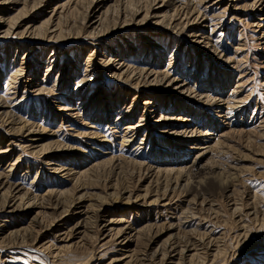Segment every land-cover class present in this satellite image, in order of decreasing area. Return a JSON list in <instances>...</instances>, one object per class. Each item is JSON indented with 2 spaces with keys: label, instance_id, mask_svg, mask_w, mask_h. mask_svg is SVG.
Segmentation results:
<instances>
[{
  "label": "rangeland",
  "instance_id": "rangeland-1",
  "mask_svg": "<svg viewBox=\"0 0 264 264\" xmlns=\"http://www.w3.org/2000/svg\"><path fill=\"white\" fill-rule=\"evenodd\" d=\"M144 1L142 3L134 2L135 5L133 7H137L138 4H140L139 7L143 6ZM171 1L177 7L185 8L188 6L189 8L191 7L190 10H195V15L192 17L193 19L197 17V20L195 23H192L193 25L190 28L195 29L198 26H207L205 30L203 27L200 28L206 36V41L209 42L207 48L203 49L205 44L194 46L195 44L191 42L194 38L197 39V42H202L201 38H199L202 36V32L199 29L195 31L197 35L199 34V37L187 38V35L191 33L187 32V34L179 36L178 41L174 38L168 41L167 37L169 33L161 29L169 28V19L164 21L165 26L161 29L159 25L157 27H141V25L136 23L143 17L144 14H142L134 24L133 21L127 24L133 25L123 28L124 23L122 22L121 24L119 20V23L114 27V23L111 21L114 19L112 13H114L116 7L117 11L121 9V4H119L118 0H106L101 3L100 0H75V4L78 2L75 5L77 11L75 10L74 12L76 13L73 12L72 15L70 13L69 16L68 12L65 11L63 14L65 22L62 29L64 33L61 35L63 40L59 45L55 46L56 51L50 53L47 51L44 56H42V52L32 51L28 47V45L34 43V39L37 38L35 37L36 35L26 34V36L9 39L5 41L6 43L2 37L0 38V51L2 52L9 50V47L16 44H20L21 46L26 45L23 46L25 48L23 51H21V48L19 49V53H16L14 49L6 53L7 67L4 70L3 77L4 79L6 78V81L0 82V85L6 82L8 85L0 86V93L5 96L8 94L6 98L11 97L10 93L14 91H10L12 86L8 82V78H11L10 76L20 70L22 62H26L29 68L24 75H22L23 71L19 73L21 77L19 76L16 79V84L21 88L22 101L28 103L20 105L22 101L20 103L13 102L10 106H13L12 108L15 109L18 115L23 117V119L25 118L29 124L42 126L41 129L45 128L49 133L53 131L56 133V136L53 135V139H49L46 136L44 141L36 143L31 142L30 137L24 134L15 135L12 131H8L7 127L0 125V147L6 149L10 146L7 154L0 158V182L7 185V187L13 186L19 188L22 196L26 194V197L27 195L29 197L24 199L25 205L23 209H27V211L25 212L26 218L21 223H17V219H13V222L8 225L12 221L10 217L15 216L18 218L20 217L19 215L25 214L22 211L18 212L14 210L18 200L13 199V196H9L7 200L9 205L7 204L5 208L0 209V264H112L114 260L113 264H136L138 261V264H154L147 261L149 260L148 255L150 256L158 251L167 242L172 245L175 242L179 243V245L180 243L181 245L189 243L190 247L192 246L191 248H199L200 253H202L208 242L212 243L210 246L216 245V241H220V239L222 241L221 244L225 241L224 245L228 255L230 254L229 256L231 257L227 264H264V221L263 223H255V220H253L256 213L260 214L259 220L264 219L262 217L264 215V41L259 40L261 32H264V11H262L264 3L262 1L261 8H258L259 5H255L258 0H220L221 3L216 5L215 2L217 0ZM66 2L68 0H50L49 7H46L45 1L42 6L34 11V15L26 17L19 30H24L28 24H34L31 22L35 18L34 22L38 21L37 23L48 19L50 15L53 16V10L61 13V6ZM102 4H106L105 9L102 11L106 9L111 10L109 18L110 26L107 25V22L100 30V33L108 32L110 29L113 36H109L105 40L107 42L100 40V44L98 45V41L94 42L87 39L91 29L87 28L89 31H86L85 27L93 25L92 23L95 21L94 15ZM160 5H162L161 2ZM160 5L154 6V9ZM161 10L163 11L162 13H166V10ZM168 13L171 14L172 11H168ZM84 15L90 16L88 21L84 22ZM57 16L56 18H58ZM67 17L70 18L72 26L75 28H71ZM256 17L259 19H254ZM150 20L153 23L156 22L152 18ZM159 21L163 22V19ZM114 29L117 31L114 32ZM157 37L160 38L157 39ZM149 42L151 44L155 42L154 46L149 45ZM111 43L112 45L109 46ZM53 45L46 44L44 46L50 50ZM180 45L181 47L178 48ZM156 46H159L157 47L159 48L158 50L161 47H167L164 51L160 50L161 53L164 52L165 60L162 63L159 58L155 57L156 52L154 49ZM214 46L218 47V52L222 51V58L218 57L217 53L214 54L212 52ZM103 49L114 54L121 52L120 55L125 56L122 59L123 64L125 66L131 65L130 67H134V69L151 67L150 69L153 70L155 68V71L167 70L172 60L178 63L170 71L174 77H181L183 73H186L189 80H191L195 76L194 72L203 68V71H200V74L197 76H201L199 80H203L204 84L211 76L226 75L228 71L231 72L229 77L234 81V85H236V80L241 79L242 88L237 90L242 91L239 92L238 98L242 103L231 112L230 116L232 119L240 122L244 120V123H242L245 125L243 129H245L246 133L235 134L227 138L222 133L221 128L220 130H216L217 128L214 127L207 128L212 125L210 123L204 126L203 122L205 120L208 121L210 119L215 121L213 118L214 113L209 108V110L206 108L208 112L206 110V112H203V108L200 110L202 122H199L200 117L194 118L198 124L200 123V127L207 128H205L204 134L208 133V136L204 135L206 138L202 140L203 142L207 141L205 145L215 146L213 148L214 151H211L206 161L212 160L218 166L217 169L219 171L230 173L229 175L236 181L230 191H222V193L215 191L207 192L206 194L196 192L194 194V191L191 193L185 188L183 189L185 183L181 181L175 193L171 191L175 185H171V190H168L166 197H161L158 204L154 205V201L157 200L156 195L160 194L162 196L163 186H165L163 185L164 181L161 179V183L158 184L154 179L155 176L151 177V174H144L140 178L136 173L134 163L142 164L143 166L150 164L152 166L150 162L154 160L153 154H155L156 148L161 147L166 152L169 151V146L166 144L168 139L166 136L165 138L160 136L163 135L162 133L153 132V135L156 136L155 144L158 143L160 138L162 141L159 145L150 149L152 138L149 135L150 131H148L146 133H138L136 141L130 143L129 140L132 134H126L125 130L129 127L130 120L131 122H138L142 117L140 114L132 116L133 112L127 115V112L130 108L135 110L132 106L133 95L135 96V94L138 96L135 108L140 109L141 106L138 103L143 102L141 101L143 100L141 94L145 93V91L143 88L137 90L139 91L138 93L124 86L127 85L126 83L123 85L121 81H113L112 78L114 76L111 75L110 68L103 64L105 61H101L104 59L102 54L109 60V55H106L102 51ZM139 50L140 53H137ZM72 51H74V58L82 63V71L86 67H89L93 71L96 70L95 75L102 74L104 76L102 80L104 81L94 84L97 86L85 87V84L82 83L74 87V84L77 83H73V80H76V77H74L76 71L73 69L75 62L70 55ZM32 52H35V54L27 57ZM53 53L57 54V56L50 63L51 67L46 79L44 75L46 74V65L42 66L36 73L34 72L36 63L34 61L31 62V60L33 58L43 59L41 64H47L46 60ZM197 56L201 60H194ZM111 58L121 59L120 57ZM226 58L234 59L233 63L230 64L228 62L226 65ZM190 60L192 61L189 64ZM145 65L148 66L146 67ZM228 65L230 66L228 67ZM22 66L26 65L23 64ZM212 66L217 69H212ZM226 66L228 67V71L226 70ZM12 67H14L13 70L15 71L10 70ZM179 68L182 69L179 71ZM203 72L208 73L207 77H203L205 76ZM31 76L38 78V81L34 82V84L40 86L43 82L46 85L47 91L38 93L35 90L27 89L26 84H28ZM69 79H71V83L69 85L64 84ZM227 80H229L228 77ZM60 81L61 83H59ZM53 85L58 86L53 87ZM8 87L9 89H7ZM99 89H102L103 92ZM120 89L125 92L124 100L122 101L123 106L125 105L130 108L125 109L124 107L123 111L122 108L121 110L118 108L117 111L113 109V111L107 114V106L104 105L103 107L105 108L99 111V103L102 105L106 99L103 98L102 100L105 101L101 102L98 100V97L104 91L109 94L107 95L109 97L118 96ZM232 89L231 87L226 89V98L233 94ZM72 90L77 91V97H75L76 93ZM49 91L52 92L50 93ZM67 91H70V94H66ZM128 92L129 94H126ZM62 100L66 101V105L75 101L74 106H77L70 108L77 109L78 107V113L68 114L66 118L62 117L59 114V108H56ZM176 102L175 97L173 101L169 103L165 102L162 104L163 110L167 108L171 110V104H173L174 110L178 106ZM157 106L160 108L159 104H156ZM158 108L150 109L152 118L158 117L157 113L159 114V112L155 111ZM238 108L239 110H237ZM52 109L55 111L52 117L45 119L44 116L51 115ZM201 112L204 114L201 115ZM118 116L119 118H116ZM144 134H147V136L144 137ZM53 141H57L67 148H73V150L69 149L66 152H61L60 155L50 156L52 160L50 163L47 162L50 165L46 163L44 154L39 155L35 154L36 151L31 152L33 150V148H30L31 145H46ZM216 143L218 146H216ZM80 150L82 152L85 151L84 154ZM172 150H175V148H172ZM190 152L191 154L185 159L187 160L186 162H189L194 156L191 150ZM86 153H93L95 156L90 158L92 161L89 159V161H86V163L90 162V165L85 163V166H82L81 164L85 161ZM168 158H171V156L169 155ZM180 158L182 157H177L176 154L172 158L173 162L166 161L164 163L171 166L167 168L176 171L182 167L179 163ZM18 159L19 161H16ZM55 159L60 161V163ZM99 163H102L101 168L91 177L86 178L84 181L86 186L84 188H78L79 184L76 183L74 176H69V178L60 176L58 178L54 170V168L64 167L67 169L71 168L76 172H84L88 167H95ZM57 165H60V167ZM116 165L117 168L115 167ZM118 165L123 167L124 170L118 167ZM5 189L2 190L0 187V200L1 195L5 194ZM147 190H149V194L145 198ZM115 191L119 192V198H116V201L114 197H110ZM62 192H68L70 195L59 198L65 203L64 206L67 207L65 209H58L61 206H55V204L58 201V194ZM81 196L84 199L78 200ZM31 197L36 201H33V203L29 202L28 200ZM104 198L109 200L105 201ZM48 199L52 203H47ZM205 200L208 202L207 206L204 205ZM40 204L45 205L44 209H42ZM55 209H57L56 215L58 217L55 220L52 218L44 220L41 224V219L44 216L42 214L43 210L51 214V216H55L53 212ZM127 211L128 213H126ZM193 213L196 215L193 216ZM37 223H39V226H37ZM60 225L63 227H59ZM177 225H181V228L178 227L174 231L173 236H171V231L166 230L171 227L176 228ZM250 226L252 227L250 228ZM32 227H36L37 229L33 230L31 229ZM25 228L33 230V239L39 238L42 235L40 238L42 245H34L32 237L28 236H25V239L9 238L11 233H24L20 230ZM244 229H247V234H245ZM140 233L142 236H140ZM239 234L242 236L241 238ZM246 236H248V242L244 243ZM20 237L23 236L20 235ZM14 240L18 241L14 243ZM23 240L27 241V243L21 244ZM237 247L236 251H231ZM246 248L247 250H245ZM41 250H44L45 253H41ZM239 250H242V252L238 253ZM167 256L173 258L172 256L174 255L172 253ZM237 256L239 259L235 261ZM156 257L158 258L157 261L162 258L160 255ZM198 261L196 264H202L201 259H198ZM220 261V258L211 259L212 264H219ZM169 262L170 260H168L167 264H172V262Z\"/></svg>",
  "mask_w": 264,
  "mask_h": 264
},
{
  "label": "bare ground",
  "instance_id": "bare-ground-1",
  "mask_svg": "<svg viewBox=\"0 0 264 264\" xmlns=\"http://www.w3.org/2000/svg\"><path fill=\"white\" fill-rule=\"evenodd\" d=\"M45 1H46V3H45L46 7H49L50 0H0V9H2V11H0V38L2 37V39L5 42V41H8L9 39H15L16 37L26 36V34H31V35L33 34V35H36L35 37H37V38L34 39V43L30 44L33 46L28 45V47L31 48L30 50L38 52V53L42 52V56H44L45 53H47V51H49V53L56 51L55 46L59 45V43H61V41L63 40L62 36H61L64 33V32H62L63 31L62 29H63L64 24H65L63 14L65 11H67L69 16H70V13L72 15V13L77 8L75 5L78 2L75 4V0H68V2L64 3L61 6V8H62L61 13H57L55 10H53L52 14L54 17L52 15H50L48 19H45L42 22L40 21L39 23H37L38 21L34 22L36 20V18H35V20L31 22L34 24H28L24 28V30H19L22 27L21 24H22V22H24L26 17H28L29 15H32V14L34 15V11L37 10L38 7L42 6V4ZM104 1H106V0H100V3L104 2ZM143 1L144 0H118L119 4H121V9H120V11H117V7H116V10L114 9L115 11H114V13H112V15H114V19L111 21H112V23H114V27H116V24L119 23V20L121 21L120 22L121 24H122V22L124 23L123 28H126V26L133 25L137 20H139V18L142 14H144L143 17H141L140 21L138 23H136L138 25H141V27H147V26H156L157 27V25H159V28L161 29V28H163V26H165L164 21L166 19H169L170 20V23L168 24L169 30L164 29V28L161 29V30L169 33V36L167 37L168 41L171 40L172 38H174L176 41H178L179 36H183V35L187 34V32H191V33H189V35H187V38L199 37V34L197 35V32H195V31L197 29H199V31H201L200 28H202V27L204 30L207 28L206 25H204L202 27L198 26V28H195V29H191L192 27L190 28V26L193 25L192 23H195L197 20V17L194 19L192 17L195 15V10H190L191 7L190 8L188 6H186L185 8L177 7L175 5V3L171 0H169L168 2H167V0H161V1L160 0H145L143 3V6L141 5L139 7L140 4H138L137 7H133V5H135L134 2H138V3L141 2L142 3ZM262 1L264 3V0H258V2L255 5H257V6L259 5L258 8H261L260 5H261ZM160 2L162 5H160ZM218 3H221V1L217 0L215 2V5ZM156 5H160V6H158V8L154 9V6H156ZM20 6H21V8H19ZM78 7H79V5H78ZM100 7H99V10L94 15L95 21L93 23L91 22L93 25L89 26V27H87V26L85 27L86 31H89L87 28L91 29L89 31V35L87 36V39L93 40L94 42L98 41V43H97L98 45L100 44V40L105 41L106 39H108L109 36L110 37H111V35L113 36V33L111 32L110 29L108 32L100 33V30L102 29V27H104V25H106L107 22H108L107 25L110 26L109 18H110V11H111V10L109 11L108 9H106L105 11H102L105 9L106 4H102V6H100ZM253 7H255V6H253ZM161 9L166 10V13H162L163 11ZM96 10H97V8H96ZM168 11L169 12L172 11V13L170 14V13H168ZM262 11H264V8L262 9ZM262 11H260V13H262ZM74 13H76V12H74ZM56 16L58 18H56ZM84 16H85V18L83 19L84 22L88 21L90 16H88V15L87 16L84 15ZM150 18H152L153 20H156V22L153 23L150 20ZM122 19H123V21H122ZM160 19H163V22H160L159 21ZM254 19H259V18L256 17ZM67 21L69 24H71V28H73L74 26H72V22H71L69 17H67ZM115 21H117V22H115ZM132 21H133V24L127 25ZM254 26H256V25H254ZM25 29H27V30H25ZM189 29H191V30H189ZM78 30H80V29L78 28ZM114 30H115L114 32L117 31L116 29H114ZM159 38L160 37H157V39H159ZM199 38H201L202 42H197V39H195V38L191 42L193 44H195L194 46H199V45L201 46L202 44H205L203 49L207 48L209 46V42L206 41V36L203 34V32H202V36H200ZM149 40H151V39H149ZM154 40H156V39L154 38ZM259 40L262 42L264 41V32L263 31L261 32V37ZM105 42H107V41H105ZM154 43L155 42H153L151 44V42H149V45L154 46ZM46 44L47 45L54 44L53 45L54 47L52 46L49 50V48H46L44 46ZM102 45H104V44L102 43ZM111 45H112V43L109 46H111ZM23 46H26V45H23ZM23 46H21L20 44H16L15 46L9 47V50H5V52L0 51V82H3L6 79V78L5 79L3 78L4 77V70L7 67V64H6L7 54L6 53L7 52L9 53L11 51V49H14V51H16V53H19L20 48L22 49L21 51H23L25 49ZM157 47H159V46H156V48ZM180 47H181V45L178 46V48H180ZM156 48L154 49L156 52L155 57L159 58L161 63H162L165 60L164 54H163L164 52L161 53L160 50L164 51L165 48H167V47H165V46L161 47L160 50H158L159 48H157V49ZM213 49L214 50L211 49L212 52L214 54L217 53V56L222 58V51L218 52L217 46H214ZM102 51H104L106 55L107 54L109 55V60H108V58L105 57L104 54H102L104 59H102L101 61L102 62L105 61L103 64L110 68L111 75H113L115 77V78L114 77L112 78L113 81H115V82L121 81L123 83V85H124V83H126L127 85H124V86L128 87L129 89L135 90L138 93H139V91H137V90H141L144 88L145 93L141 94V96L143 97L142 98L143 100H141V101H143V102L138 103L141 106L140 109L135 108V106H137L136 104L138 102V96H136V94H135V96L133 95L134 98L132 100V106L135 109V110H133L130 107H126L125 105L123 106L122 101L124 100L125 92H123L122 89H120L118 96H115V97L114 96L113 97L107 96L109 94L104 91V93H102V95L100 97H98V100H100L101 102L105 101V100H102L103 98L106 99V101L102 105H101V103H99L100 104L99 105V107H100L99 111L102 108H105L103 106L106 105L107 106V108H106L107 114L110 111H113V109H115L117 111L118 108H120L119 110H121V108H122V111H123L124 107H125V109L130 108L128 110V112L126 111L127 115L131 112H133L132 116H135V114H140V116L142 117L141 120H139L138 122H131V120H130V125L125 130L126 134H130V133L132 134V135L130 134L131 135V139L129 140L130 143L133 141H136V138H137L136 135L138 133H142V132L146 133L148 131H150L149 135L152 138L151 145L149 147L150 149H151V147L153 148L154 146L159 145L162 141V139L160 138L158 143L155 144L156 136L153 135V132L158 133V134L162 133L163 135H160V136H163L164 138L166 136V138L168 139L166 144H168V146H169L168 150L171 152H169V151L166 152L165 149H163L161 147L156 148L155 149L156 152H155V154H153L154 160H152L150 162L152 166H150V164L143 166L142 164L134 163L135 170L137 171L136 173L138 174V176L140 178L144 174H147V175L151 174V177L155 176L154 179L157 181L158 184L161 183V179H163V181H164V184H163V185H165V186H163L164 189L161 186V188L163 189V192L161 193L162 196L160 194L156 195L157 200L154 201V205L158 204L161 197L162 198L166 197L168 190H171V188H170L171 185H173V186L175 185V187L171 190V191H173V193H175V191L177 190V187L179 186V184H181V181H183V183H185L183 186V189L185 188L187 191H190L191 193H193L192 191H194V194H196V192H200V194H204V193L206 194L207 192L219 191L222 193V191L223 192L230 191L232 189V186L235 185L234 182H236V181H234L232 176L229 175L230 173H225V172L219 171L217 169L218 166H216V164L214 162H212V160L206 161V159H207L208 155L211 153V151L212 152L214 151L213 148L215 146L213 147L212 145H209V146L205 145L207 143V141L203 142L202 140L206 138L205 136H208L207 135L208 133L204 134L206 127H204V128L200 127V125H199L200 123L198 124V122L195 121L196 119H194V118L200 117L199 122H202V119H201L202 117L200 116V110H202V108H203V112H206L207 111L206 108L207 109L209 108L212 111V113H214V117L213 116L212 117L215 119V121L210 120V119L208 121L205 120V122H203L204 126L207 125L208 123H210L212 125L208 126L207 128L214 127V128H217L216 130H220V128H221L222 133H224V136L227 138H229V136L231 137L232 135H235V134L246 133L244 131L245 129H243L245 127V125H243L244 120H242V122H243L242 123L240 121L232 119V117L230 116L232 114L231 112L234 111V109L239 104L242 103L240 101V99H238L239 98V92H242V91L237 90V89L242 88V85H241L242 81H241V79H238V81L236 80V85H234V81L231 80L229 77L231 72L228 71V67L230 65H228V67L226 66L227 67L226 70L228 71V72H226V75L222 74V76L218 75L217 77L211 76L208 81H205V84H204L203 80H199V78L201 76L200 75L197 76L198 74H200L199 73L200 71H203V68H201L200 70H197V72L195 71L194 72L195 73L194 78L189 80L186 73H183V75L181 77H174V75L173 76L171 75L170 71L172 70L173 66L178 64V63L173 62L172 60H171V63L169 64L167 70L164 69L162 71H159V70L155 71V68L153 70H151L150 69L151 67L142 68V69H136V68L134 69V67L133 68L130 67L131 65L125 66V64H123L122 59H124L125 56L120 55L121 52L118 54H114V53H112L106 49H103ZM35 52L28 54L27 57L33 56V54H35ZM137 53H140V50ZM188 54H189V52H188ZM70 55H71V58L75 62L73 65L74 66L73 69H74V71H76L74 73V77H76V80H73V83H77V84H74V87L76 85H81L82 83H84L85 87H87V86H92L94 84H97L100 81H104V80H102V78L104 77V76H102V74L95 75L96 70L93 71L92 69L90 70L89 67H86V69L82 71L81 70L82 63L79 62L78 59L74 58V51H72V54H70ZM56 56H57V54H54V53L51 54L49 59L46 60L47 64H45V63L41 64L43 59L39 60V59H35L32 57L33 59L31 60V62L34 61V63H36V66H35L36 69H34V72L37 73L38 70L42 68V66L46 65V69H45L46 74H44V75L47 79V73L49 72L50 67H51L50 63H51L52 59L53 60L56 59ZM111 57H120L121 59L117 60V58L113 59ZM194 60H201V59L197 56ZM191 61L192 60L189 61V64L191 63ZM233 61H234V59L232 60L231 58H228V59L226 58L225 64L227 65L228 62L231 64V63H233ZM52 63H54V62H52ZM141 63H139V64L142 65ZM161 63H160V65H161ZM200 63H202V62H200ZM23 64H25L26 66H22ZM150 64L152 66L151 61H150ZM22 65H21L20 70L16 71L12 76H10L11 78H8L9 79L8 82L11 83L10 85L12 86V87L10 86L11 87L10 91L11 90L14 91V92L10 93L11 97L6 98V96L8 94H6V96H5V95L0 93V125L7 127L8 131L9 130H10V132L12 131L15 135H23L24 134L25 136L30 137L31 142L38 143L40 141H44V139H46V136L49 139H53L52 138L53 135L56 136V133L54 131L50 132L51 133L50 134L49 131H47L45 128L41 129L42 126H38V125L36 126V125L29 124L25 120V118L23 119V117L18 115V113L15 111V109L12 108L13 106H10L13 102L20 103L23 100V98L21 97V93H20L21 88L18 84H16V79H18L19 76L21 77V75L19 73H21L22 71H23L22 75H24L26 73V71L29 68L28 67L29 65L26 64V62H22ZM233 65H231V67H233ZM9 66H10V64H9ZM87 66H89V65H87ZM145 66L147 67L148 65H145ZM139 67H141V66H139ZM153 67H155V66H153ZM215 68H213V66H212V69L215 70ZM13 69H14V67H12L10 70L15 71ZM181 69L182 68H179V71ZM219 70H218V72H219ZM79 71H80V73H79ZM211 71H213V70H211ZM203 73H205V72H203ZM207 74L205 73L204 74L205 76H203V77H207L206 76ZM227 77L229 80H227ZM121 78H123L125 80H123ZM29 79L30 80H29L28 84H26L27 89L35 90V92H38V93H44L45 91H47L46 85H44L43 82L40 84V86L37 84H34V82L38 81V78H35V76L34 77L31 76ZM41 81H43V80H41ZM70 81H71V79H69L67 81V83H64V84L69 85L71 83ZM12 82H14L15 85ZM18 82H20V81L18 80ZM59 83H61V81ZM6 84H7V82L4 84L2 83V85H0V86H5ZM55 86H58V85H53V87H55ZM94 86H97V85H94ZM229 87L233 88L231 90V91H233V94L231 96L228 95L229 97L226 98L225 97V91ZM7 89H9V87ZM102 89H99V90L102 91ZM70 91H67L66 94L69 93ZM72 91H74L76 93L75 97H77L78 96L77 91L76 90H72ZM49 92L51 93L52 91H49ZM154 92H155V94H154ZM126 94H129V92ZM220 94H222V95H220ZM20 97H21V99H20ZM174 97H175V100H177L176 103L178 104V106L176 108H174V110H173V106H172L173 104H171V110H168V108L166 109L168 111L163 110L162 104H164L165 102L169 103V102L173 101ZM93 98H95V97H93ZM24 103H28V102L22 101V103H20V105H22ZM75 103L76 102L74 101V102H71V103L66 105V101L62 100L58 103V106L56 108H59L58 109V110H60L59 114L62 117L66 118V116L68 114H72V113L75 114L76 112L78 113V111H79L78 107H77V109L70 108V107L77 106V105L74 106ZM156 104H159L160 108H158V106L156 107ZM86 108H87V106H86ZM153 108H158V110L157 109L155 110L156 112L157 111L159 112V114L157 113L158 117H154V118L151 117L152 114L150 112V109L152 110ZM90 109H91V107H90ZM237 110H239V108ZM38 111H39V109H38ZM54 112L55 111H53V109H52V112H50L51 115L48 114V115L44 116V118L47 119L49 117H52V114ZM153 113H154V111H153ZM203 114L204 113L201 112V115H203ZM116 118H119V116ZM144 126H146V127H145V130L143 131ZM247 127H250V126H247ZM123 131H124V129H123ZM85 133H83L84 136H86ZM83 134H80V135H83ZM88 135H90V134H88ZM145 136H147V134H144V137ZM157 136H159V135H157ZM217 143H216V146H218ZM0 145H1V143H0ZM37 145L38 144H33L30 146V148H33V150L31 152L36 151L35 154H39V155L44 154V158H45L46 163L51 162L52 159L50 158V156L54 157V155L55 156L60 155L61 152H66L69 149L73 150V148H70V147L67 148V147H65V145L62 146V144H60L57 141H53V142L48 143L46 145H38V146ZM8 148H10V146H8ZM8 148L5 149V148L0 147V158H2L5 154H7ZM172 148L173 149L175 148V150H172ZM190 150L192 151L194 156L189 162H186L187 161V160H185L186 157L191 154ZM84 152L81 151V153H83V154H84ZM93 153H91V154L86 153V156L84 158L85 161L81 164L82 166L86 163V161L91 160L90 158L95 156V154L93 155ZM149 153L151 154L150 150H149ZM176 154H177V157L178 156L182 157L179 159V163L182 167L175 171L174 169L167 168V167H171V166L165 165L164 162H166V161L171 162L173 160L172 159L173 156H175ZM169 155L171 156V158H168ZM16 161H19V159ZM114 161H112V162L114 163ZM57 162L60 163V161H57ZM184 162H186V164H184ZM89 163L90 162H88L86 164H89ZM128 164H125V165H128ZM48 165H50V164H48ZM51 165H53V164H51ZM62 165H63V163H62ZM101 165H102V163H99V165H97L95 167L92 166V167H88L87 169L85 168L86 170H84V172H82V171L76 172L75 170H73L71 168L67 169L64 167L63 168H54V170H55V173L57 174L58 178L60 176H65L67 178H69V176H74L76 179V183L79 184L78 188H80V187L84 188L86 186V184L84 183L86 178L91 177L97 170H99L101 168ZM119 165H118V167H121ZM153 165H155V166H153ZM57 166L60 167V165H57ZM111 166H112V164H111ZM115 167L117 168V165ZM114 168H113V170H114ZM121 168H122V170H124L123 167H121ZM81 170H82V168H81ZM232 170H234V169H232ZM114 171H113V173H114ZM119 172H120V170H119ZM236 174H234V175H236ZM0 187L2 188V190H4L6 188L4 191L5 194L1 195V200H0L1 207H0V209L5 208L7 206V204L9 205V202L7 200L9 199V196H13L14 197L13 199L18 200V202H17L18 204L17 203L15 204L14 210H17L18 212L22 211L23 213H25L27 211V209H23V207L25 205L24 199L29 198L28 195H27V197H26V194H24L22 196L19 188H16L13 186L7 187V185H5L2 182H0ZM13 193H16V194L13 195ZM148 194H149V190L146 191L145 198L147 197ZM197 194H199V193H197ZM58 195H59L57 197L58 201L55 204V206H61L58 209H65V207H67V206H64L65 203L62 202L59 198L66 197V195H70V194L68 192L67 193L62 192ZM118 195H119V192L115 191L114 193L111 194L110 197H114L115 201H116V198H119ZM209 196H212V195H209ZM128 198H130V197H128ZM38 199H40V198H38ZM82 199H84L83 196L79 197L78 200H82ZM104 200L108 201L109 199L107 200V198H104ZM28 201L33 203V201L35 202L36 200H34V198L31 197V199ZM207 201H209V200H207ZM46 202L49 204L52 203V201L50 199H48ZM205 202H206V200L204 201V205L207 206L208 202H206V203ZM102 204H103V202H102ZM40 206L42 207V209H44L45 205L40 204ZM98 208H99V206H98ZM53 212L55 213V216L54 215L51 216V214H49L43 210L42 214L44 216L41 219V224L44 222V220H49L50 218L55 220L58 217L56 215L57 209H55V211H53ZM126 213H128V211ZM194 215H196V214L193 213V216ZM19 216L20 217H18V218H16L15 216L10 217V219L12 221L9 222L8 225H10L13 222V219H17V223L23 222L26 218V213L19 215ZM237 217H238V215H237ZM254 217L255 218L253 220H255V223L256 222L257 223L258 222L263 223L264 219L259 220V217H260L259 213H256V216L254 214ZM262 217L264 218V215ZM90 218H92V217H90ZM10 219H9V221H10ZM66 222H68V221H66ZM37 226H39V223H37ZM59 227H63V226L60 225ZM178 227L181 228V225L180 226L177 225L176 228H174V227L168 228L166 231H171V236H173L174 231ZM251 227L252 226H250V228ZM50 228H51V226H50ZM31 229L34 230L37 228L32 227ZM33 230H28L27 228L21 229L20 231H22L24 233H20V234L16 233V232L11 233L9 238L25 239V236H28V237H32V242L34 243V245L35 244L36 245L37 244L42 245V241L40 240L42 235L39 238L36 237L33 239ZM244 230H243V233H244ZM246 230H245V234H247ZM20 235H22L23 237H20ZM140 236H142L141 233H140ZM241 237L242 236L240 235V238ZM247 238H248V236H246L244 243L248 242ZM201 239H202V237H201ZM97 240H98V238H97ZM176 240L178 241V239H176ZM15 241H18V240H14V243H15ZM216 242H217V244L215 243L216 245L213 244L211 246H210V244H212L211 242H208L207 245L205 244L206 246L204 247V249L202 248L203 249L202 253H200L199 248H194V247L191 248L192 246L190 247L189 243L188 244L184 243L185 245H181V243H180V245H179V243L177 244V242H175V244L173 243V245H172L171 243L167 242L158 251L151 254L150 255L151 257L148 255L149 260H147V261H149V263L152 262L154 264H167L168 260H170L169 263L172 262V264H196L199 262L198 259H201L202 264H212V262L214 260L211 262V259L220 258L221 264H227L228 260L231 257L229 256L230 254L228 255V253H227V249L224 245L225 241L223 244H221L222 243L221 239H220V241H216ZM26 243H27V241L25 242L23 240L21 244H26ZM221 245H223V246H221ZM41 247H43V246H41ZM58 248H60V247H58ZM247 248L245 250H247ZM237 249H238V247L235 250H231V251H236ZM40 252L43 254L45 253L44 250H41ZM239 252H242V250H239L238 253ZM172 253L174 255V256H172L173 258H170V256L169 257L167 256V255H170ZM211 254H213V255H211ZM158 255H160L162 257L159 261H157L158 258L156 257ZM234 257H235V255H234ZM237 259H239L238 256L235 259V261H237ZM114 262H115V260H114ZM138 263H139V261H138ZM138 263H136V264H138ZM141 264H143V263H141Z\"/></svg>",
  "mask_w": 264,
  "mask_h": 264
}]
</instances>
